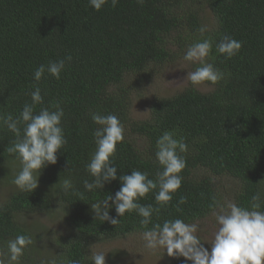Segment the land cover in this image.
Returning <instances> with one entry per match:
<instances>
[{
  "label": "trees",
  "instance_id": "trees-1",
  "mask_svg": "<svg viewBox=\"0 0 264 264\" xmlns=\"http://www.w3.org/2000/svg\"><path fill=\"white\" fill-rule=\"evenodd\" d=\"M201 26L208 28L203 35ZM225 35L242 42L239 55L230 60L215 51ZM209 37L214 41L211 62L229 74L226 81L206 84L208 92L190 86L156 99L147 119H135L132 97L140 87L191 44ZM66 55L72 61L60 80L46 72L37 84L35 69ZM35 87L44 99L36 112L55 102L64 109L67 144L57 153V163L42 170L38 188L20 192L13 184L19 160L5 150L15 137L0 131V185L12 188L0 203V250L6 251L7 241L17 235L33 241L19 264H59L65 256L92 264L88 257L95 244L142 236L152 227H142L136 213L120 218L114 208L109 215L120 220L115 226L94 220L90 205L114 196L121 185L117 179L103 190L83 187L85 179L91 181L85 164L96 148L92 113L116 115L124 125L114 161L117 177L140 170L155 179L161 170L155 144L164 131L187 143L181 188L168 208L153 215V223L180 218L212 221L215 228L210 207L215 202L247 208L256 192L264 193V0H144L142 5L119 0L115 8L109 0L99 12L88 0H0V113L18 116ZM65 178L74 185L67 193L59 184ZM180 196L187 202L179 204ZM140 203L155 207L154 194ZM51 212L63 216L67 229L62 235L20 223L21 216ZM163 256L169 264H191L166 252Z\"/></svg>",
  "mask_w": 264,
  "mask_h": 264
},
{
  "label": "clouds",
  "instance_id": "clouds-1",
  "mask_svg": "<svg viewBox=\"0 0 264 264\" xmlns=\"http://www.w3.org/2000/svg\"><path fill=\"white\" fill-rule=\"evenodd\" d=\"M118 2L119 0H111V6L115 8ZM88 3L93 10L99 12L109 0H88ZM137 3L142 5L144 0H137ZM207 31L206 26L199 28L201 35ZM213 44L211 37L199 40L191 44L184 54L185 61L198 65L194 71L187 72L185 78L194 90L205 84L215 86L226 81L229 75L211 62L215 60L212 55ZM241 48L242 42L227 35L215 44V51L229 60L239 55ZM71 61L72 56L66 55L64 59L49 61L47 65L41 64L35 69L33 79L38 84L47 72L59 81L66 62L70 64ZM30 96L31 102L23 104L18 116L0 113V131L7 129L15 137L14 142L5 149L16 154L20 163V170L15 175L13 184L20 192L33 193L39 186L42 170L57 163V153L64 149L67 139L62 126L65 113L60 102L53 103L50 108L41 107L36 112V107L44 103L41 89L35 87ZM91 120L98 126L92 132L96 148L85 164V171L91 181L85 179L83 187L89 192L103 190L105 184L117 179L121 185L114 196L108 195L90 205L94 220L99 219L115 226L120 220L109 215L110 208H114L120 218L125 214L136 213L141 217L139 223L142 227L152 225L142 233L144 247L149 252L163 250L169 257H182L191 264H264V193L256 192L247 208L234 202L219 201L210 206L216 230L209 251L198 234L204 229L197 223H186L180 218L164 220L162 224L153 223V215L159 216L161 209L168 208L174 194L181 188L182 172L186 168V159L182 154L188 151L184 139H177L172 131H164L157 138L155 159L161 170L156 173L155 179H150L147 172L140 170H131L130 175L117 177L114 161L117 145L124 141V125L112 114L104 116L92 113ZM59 184L65 193L74 190L71 178L59 180ZM150 193L154 194L155 207L140 203ZM186 202L187 197L180 196L178 203ZM32 243V238L23 234L8 240L6 251L0 250V264H19L25 249ZM88 259L92 264H106V254L103 251L92 252ZM51 264L57 262L53 260ZM59 264H81V261L65 256Z\"/></svg>",
  "mask_w": 264,
  "mask_h": 264
},
{
  "label": "rangeland",
  "instance_id": "rangeland-1",
  "mask_svg": "<svg viewBox=\"0 0 264 264\" xmlns=\"http://www.w3.org/2000/svg\"><path fill=\"white\" fill-rule=\"evenodd\" d=\"M183 57L184 54L165 68H162L157 75L142 85L133 95L131 112L135 119H147L149 116L147 111H149L151 103L156 99L170 97L187 87H193L190 82L185 81V78L187 72L195 70V65L185 61ZM198 90L208 92L210 88L205 84L199 87ZM11 192L12 188L10 186L0 185V203L9 197ZM62 218L63 216L54 212L40 215H24L20 217V223L29 227L35 226L36 231L38 229L37 226H41L45 232L48 230L50 234L62 235L63 231L65 232L67 229L66 223L63 222ZM212 219L214 220V217ZM198 225L204 229V231L198 233L202 241L205 242L204 247L211 251L210 243L216 228H213L214 224L212 221H203L198 223ZM96 251H103L106 254V264H169L165 256H163L162 250L155 252L154 255L149 252L144 247V241L140 235L129 236L121 241L97 243L91 247L89 256ZM110 254L114 255L112 260Z\"/></svg>",
  "mask_w": 264,
  "mask_h": 264
}]
</instances>
